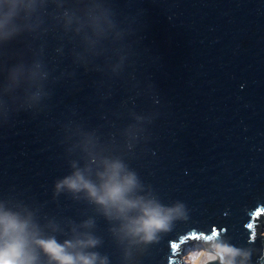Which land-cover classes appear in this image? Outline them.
I'll return each instance as SVG.
<instances>
[{
    "label": "water",
    "instance_id": "water-1",
    "mask_svg": "<svg viewBox=\"0 0 264 264\" xmlns=\"http://www.w3.org/2000/svg\"><path fill=\"white\" fill-rule=\"evenodd\" d=\"M262 233L264 0H0V248L182 264L214 236L264 264Z\"/></svg>",
    "mask_w": 264,
    "mask_h": 264
},
{
    "label": "clouds",
    "instance_id": "clouds-1",
    "mask_svg": "<svg viewBox=\"0 0 264 264\" xmlns=\"http://www.w3.org/2000/svg\"><path fill=\"white\" fill-rule=\"evenodd\" d=\"M118 167L119 166L117 165L116 168ZM116 177L117 173L113 171L109 183L105 185V196L100 197V199L103 202L106 197L107 199H110L114 202L122 201L123 204L128 205L129 202L123 201L122 194L125 190V187L132 183V180L131 178H127L125 180V183L122 185L117 182ZM69 183L73 188H77L80 186L87 187L92 192V194L95 195V189H92L90 185L84 183L82 178L79 176H77L76 180L70 181ZM168 219L169 217L161 215L159 210L145 208L144 217H142L141 220L138 221L139 227L136 229V231L144 232L145 238L151 240L155 231L166 229ZM18 227L22 228V226H18L14 221L9 220L7 222V229L15 231ZM261 235L264 236V233H262ZM213 238L214 236L208 237V239L210 240ZM43 246L45 247V250L50 252L54 258L58 259L61 264H73L72 258L70 256L64 255L63 249L60 246L56 245L54 241L46 242ZM22 247V241L19 239H14L12 243L5 245L3 248H0V264H23V261L21 260ZM213 247L215 251L212 253L202 251L197 254L191 255L188 264H192L193 261L197 260L200 256L205 254L207 255L208 262L220 259L221 264H233L232 258L238 254L237 250L218 244L214 245ZM85 264H89V262L85 261Z\"/></svg>",
    "mask_w": 264,
    "mask_h": 264
},
{
    "label": "rangeland",
    "instance_id": "rangeland-1",
    "mask_svg": "<svg viewBox=\"0 0 264 264\" xmlns=\"http://www.w3.org/2000/svg\"><path fill=\"white\" fill-rule=\"evenodd\" d=\"M214 239H206V240H201L200 242H198L196 245H194V247L192 248V250L190 251V253L188 254V256L186 257V259L184 260V262L182 264H188V261L191 257V255L193 254H197L199 252H208V253H212L214 252ZM214 261V260H212ZM212 261L207 260V255H202L200 256L197 260L193 261L192 264H209Z\"/></svg>",
    "mask_w": 264,
    "mask_h": 264
}]
</instances>
